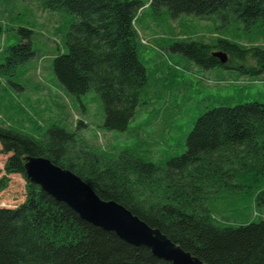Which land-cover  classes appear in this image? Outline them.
Listing matches in <instances>:
<instances>
[{
	"label": "trees",
	"instance_id": "trees-1",
	"mask_svg": "<svg viewBox=\"0 0 264 264\" xmlns=\"http://www.w3.org/2000/svg\"><path fill=\"white\" fill-rule=\"evenodd\" d=\"M43 2L49 10L75 16L67 32L68 52L54 60L57 77L75 95L96 90L105 105L106 127L127 129L147 82L135 27L142 1ZM150 5L204 19L231 14L248 29L264 21V0H152ZM18 32L20 40L8 49L4 67L15 68L35 55L33 31L20 27ZM172 47L206 68L229 67L234 59L252 57L264 69L262 47L243 48L223 38L216 44L190 41ZM216 50L229 55L226 63L213 55ZM75 141L73 132L56 125L38 139L0 124L3 152L11 153L0 178V192L8 187L11 174L27 180L25 200L15 207H0V264H172L146 246L130 244L115 232L87 222L31 182L24 167L29 155L46 157L71 170L101 198L124 205L204 264H264V220L220 224L207 203L212 193L245 190L264 179V103L205 112L188 135L184 153L166 167L128 155L115 160L92 153L80 157L73 154ZM243 149L245 154L239 158ZM221 153L235 155L238 169L213 160ZM257 199L264 203V191Z\"/></svg>",
	"mask_w": 264,
	"mask_h": 264
},
{
	"label": "rangeland",
	"instance_id": "rangeland-1",
	"mask_svg": "<svg viewBox=\"0 0 264 264\" xmlns=\"http://www.w3.org/2000/svg\"><path fill=\"white\" fill-rule=\"evenodd\" d=\"M139 1L143 7L135 27L147 82L127 129L109 130L100 94L94 89L81 95L70 93L54 70L55 58L68 52L66 38L74 14L49 10L43 0H0V124L38 139L56 125L75 134L74 155L92 153L106 160L128 155L166 167L184 153L188 135L205 112L264 103V69L257 59H234L229 67L206 68L172 47L190 41L216 44L223 38L243 48H264V21L248 29L231 14L204 19L157 9L150 5L152 0ZM20 27L33 31L35 55L15 68L4 67L8 49L20 40ZM244 154L240 150L239 158ZM10 155L0 142V178ZM213 160L223 166L237 164L236 156L229 153H221L220 158L216 154ZM8 177V187L0 192V207H15L26 198L27 180L21 174ZM261 191L264 179L245 190L217 191L210 194L208 208L220 224L260 222L264 220V203L257 199Z\"/></svg>",
	"mask_w": 264,
	"mask_h": 264
},
{
	"label": "water",
	"instance_id": "water-1",
	"mask_svg": "<svg viewBox=\"0 0 264 264\" xmlns=\"http://www.w3.org/2000/svg\"><path fill=\"white\" fill-rule=\"evenodd\" d=\"M221 63L228 61L224 51H214ZM25 172L31 182L55 199L65 202L89 223L115 232L136 246L148 247L154 255L172 264H204V262L172 241L159 228L150 226L130 209L115 200L101 198L80 176L62 168L50 159L29 155Z\"/></svg>",
	"mask_w": 264,
	"mask_h": 264
}]
</instances>
